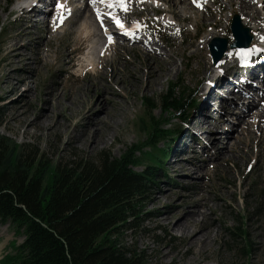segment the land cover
<instances>
[{"label": "rangeland", "instance_id": "374dc122", "mask_svg": "<svg viewBox=\"0 0 264 264\" xmlns=\"http://www.w3.org/2000/svg\"><path fill=\"white\" fill-rule=\"evenodd\" d=\"M59 1L55 2L54 9L49 15L55 14L59 3L66 8L72 5L71 7H81V9L87 3V0ZM201 1L206 4L205 8L194 7L192 0H187V4L174 1L178 3L176 7L170 0H167L168 3L166 0H151L147 3H136L131 7L132 9L129 8V12L111 11L110 13L119 16L125 25L138 20L144 27V34L139 36L141 43L127 40L123 43L120 42L123 39L113 37L112 41L119 43L118 47L122 53L119 55L114 53V48L107 50L106 54L100 53L103 45L104 47L107 45L108 39L101 36L100 28L94 22L93 6L89 11L80 10L78 14L63 9L61 13L67 21H63L60 26L54 23L51 26L39 25L33 29L37 39L29 41L30 38H24V43H28L24 49V54L29 56L28 61H19L12 68L4 57L6 46L12 44L13 36L23 30L24 26H22L23 22L19 21L20 14L19 18L14 14L15 2L0 0V137L3 136L8 140L11 153L14 156L18 155L21 146L28 144L33 150L42 154L46 161L54 164L61 159L70 160L73 155L84 159H96L102 151H109L114 157H120L134 144L147 137V132L139 125L140 118L146 116L144 98L155 99L156 104L160 106L161 95L173 83L180 85L177 90L178 96L191 94L195 100L198 95L200 97L207 82H210L216 74L209 43L203 41L211 29H214L210 24L214 21H222V27L226 31L218 37L222 36L231 41L233 40L232 19L237 14L243 17L238 6L230 5L229 0ZM256 1L264 15V6L260 2L262 0ZM168 7H173L169 13L155 12L156 8L163 10ZM182 7H186L185 11ZM177 15L186 16V19L178 20ZM56 16L57 13L54 17ZM54 19L56 21V18ZM109 20L111 30H116L115 23L110 18ZM245 26L250 28L247 24ZM85 27L90 31L88 36L84 32ZM251 33L258 32L251 29ZM47 35H50L51 39L44 44ZM145 47L161 57L170 54L175 60V68L169 74L155 64L158 67H154V74L161 82H157L159 84L153 89L145 85L149 74L148 67L156 61L157 56L155 54H153L155 57L147 56ZM36 49H39V54H34ZM90 53L97 62L95 72L83 63L84 57L89 56ZM102 54L107 61L104 68H101L103 64L98 62L103 58ZM35 56L45 57L47 61L45 65H42ZM201 61L204 62L203 65ZM22 65L26 68L19 69ZM117 66L121 70L120 76L115 79L116 85L109 86L102 78L96 79L94 73L105 69L107 78ZM228 69L232 72L230 67ZM77 85L83 87L80 89L79 97L80 102L83 100L86 103L84 106L77 101L75 103L71 101L72 94L77 92ZM118 90L121 93H118ZM104 93L117 104L127 107L128 113L118 126L116 138L110 139L106 146L92 150L83 146L78 137L81 138L84 124L90 122L91 117L104 114L100 109ZM97 103L101 104L97 105ZM200 103L201 100L197 107L189 105L187 125H183V121L180 123L178 116L167 123L166 128L172 127L174 130L181 128L179 139L170 151L169 158L164 164V171L160 172L149 186L150 194L145 206L144 216H146L142 228L137 232L127 231L120 241L127 248L143 252L146 256V264H173L171 263L173 258L179 259L181 255H183L182 260L185 261L190 255L185 254L187 246L181 234L168 232L164 225H158L156 221L158 217L155 213L156 209L163 212L174 211L167 205L168 198H161V206L158 208H155L153 201L157 195L170 192V203L183 199V205H188L193 200L190 196L200 193L208 196L209 207L215 209L214 213L207 208L203 210L208 213L206 222L212 223L215 226L214 230L217 231L215 238L210 241V246L205 248V253L197 255V261L193 264H264V146L261 148L258 145L259 133L255 129V119H251L249 125L240 123L239 129L235 130L238 127V114H231L227 127L228 131L233 133V137L228 140L232 144L231 148H222V143L214 144V147L209 148V153L203 156L202 145L207 144L206 135L203 133L202 139L199 138L196 134L199 130L202 132L204 130L199 126H192L194 115H197L198 110L202 108ZM209 103L212 111L221 105L212 99H209ZM260 107L264 106L261 104L258 109H261ZM79 110L82 115L76 118L75 115L80 112ZM215 115L219 114L216 112ZM24 116L25 120L22 122ZM151 116L155 119L173 117L171 113H164L160 107L153 110ZM259 119L260 123L264 124V119L261 117ZM35 122H37L36 126ZM66 126L69 133L63 131ZM26 130L28 134L24 133ZM247 131L250 132L252 139L246 134ZM70 134L77 136V142L74 144L70 142ZM195 138L198 139L196 143L191 141ZM166 144L161 145L165 147ZM191 147H195L197 151L195 154L187 153L191 159H200L197 156L203 158L200 171L194 176H188L187 172L178 175L172 171L171 166L180 159L183 151L187 152L186 149ZM217 149H220V154H216ZM143 161L142 166L137 168L138 171L151 163V161ZM202 181L208 185L200 189L198 183ZM238 227L243 229L244 234L241 233V229L238 230ZM235 232L242 237L235 238L233 234ZM23 240L22 230H18L16 225L10 221H0V245H3L0 257L14 256L16 247ZM248 246L247 252L244 248L247 249Z\"/></svg>", "mask_w": 264, "mask_h": 264}, {"label": "trees", "instance_id": "16d2710c", "mask_svg": "<svg viewBox=\"0 0 264 264\" xmlns=\"http://www.w3.org/2000/svg\"><path fill=\"white\" fill-rule=\"evenodd\" d=\"M179 87L173 83L161 95L160 106L155 99H143L146 116L139 125L147 137L120 157L102 151L96 159L73 155L54 164L28 144L14 156L1 136L0 221L16 225L24 241L0 264H146L143 252L120 240L143 226L149 186L157 176L152 163L161 165L160 154L167 151L160 144L177 132L167 123L177 116L185 119L196 102L191 94L178 96ZM157 107L173 117L155 119L151 112ZM143 160L151 164L138 171Z\"/></svg>", "mask_w": 264, "mask_h": 264}, {"label": "bare ground", "instance_id": "6f19581e", "mask_svg": "<svg viewBox=\"0 0 264 264\" xmlns=\"http://www.w3.org/2000/svg\"><path fill=\"white\" fill-rule=\"evenodd\" d=\"M174 1H178L181 4H187L186 3L187 0H174ZM174 1L170 0V2L173 3L174 6L176 7L178 5V3L174 2ZM260 2H262L261 4H263V6H264V0H262ZM79 3H80V1H79ZM89 3H90V1H89ZM166 3H168L167 0H166ZM257 3H258V1H256V0H229L230 5L236 4L238 6V8L240 9L242 16H243L241 18L242 24H245V25L247 24L250 26V28L252 30L258 32L254 36V42L260 41V39L262 38V35L264 34V15H262V11L259 9L260 7L257 6ZM91 6L92 5L86 3L84 5V8H82V9L83 10L86 9V11H89L91 9ZM98 7H100V5ZM98 7H96V8H98ZM65 8H66V6H65ZM172 8L168 7L167 9H163V10L156 8L155 12L159 13L160 11H162L165 13L166 12L169 13L172 11ZM182 8H183V11H185L186 7H182ZM82 9H81V7L74 8V11H75L74 13L78 14L79 11ZM263 9H264V7H263ZM64 11H66V10H64ZM61 12H63V9H58V8L55 9V14L57 13V16L54 17L55 14L49 15L47 13H44L43 10L39 7H36V8L34 7L31 9H22L21 14H20V18L19 17L18 18L20 19L19 20L20 22H23L22 26H24V27L21 26L23 28V30H21L22 32L21 31L17 32L13 36V42H12V44H9L6 46V54L4 55L5 60L8 61V65L10 67L14 68L16 66L17 62L22 61V60L28 61V59H29V56L24 54V49L27 47V44H28V43L27 44L24 43V38L25 37L30 38L29 41H33V40L35 41L37 39V37H36L35 33L33 32V29H35L36 27H39V25H45L46 24V26H51L54 23L58 24L60 22L59 18L62 15ZM22 17H25V18H22ZM176 17L178 20L184 19V18L186 19V16H183V15H177ZM54 18H56V21H54L55 20ZM229 20H230V18H229ZM63 21H67V20L64 19ZM102 21L104 23L106 22V25L108 28V30L106 32L111 31L110 36L114 37L112 35L117 34V32L114 33L111 30V27H110L111 23H110L109 18L104 16L102 18ZM221 22L222 21H214L210 24V26H212L214 29H211V31L207 34L205 40H203V41H205V43H207V42L209 43L215 37H218L220 35L225 34L226 29H224L222 27ZM84 32L87 33V36L90 33V31L88 30L87 27H85ZM100 34L104 38L109 37V35L107 36V33H105V35H104V33L101 32ZM49 36L47 35V37L45 38L44 44L46 43V41L51 39ZM115 37L117 39H120L118 34ZM138 40L139 39H137L136 41H138ZM124 41L125 40L123 39L120 42L124 43ZM36 43H37L36 47H38V42L36 41ZM138 43H141V41H139ZM229 43H231V41H229ZM142 44H143V42H142ZM118 45H119L118 42H114V41L109 42V44L105 45V47L103 45V47H102L103 51L102 52H104V54H106L105 52L107 50L110 51L111 49L113 50V48H114V53H116L117 55L122 54L121 51L119 50ZM102 48H101V50H102ZM104 48H106V50H104ZM234 49L235 48H231V46H229L224 59L222 58L223 60L219 63V65H215L216 74L210 80V82L212 84L211 85L208 84L207 87H205L204 91H206V92H204V95L201 98V103L199 104L200 107H202V108H200L198 110L197 115H194V117L192 119V126H199L201 129L204 130V135H206L207 144L204 143L202 145L204 148L202 151L203 156L206 153H209L208 152L209 148L214 147V144L222 143V146H221L222 148H226V147L231 148L232 144L228 140L230 137H233L232 136L233 133L229 132L227 127H229V124H228L229 116L231 114H235V113L238 114V117H237L238 127H236L235 130L239 129L240 123H242V124L245 123V124L249 125V124H251V119H255V121H254L255 122L254 125L256 127L255 129L259 133L258 145L261 148H263V146H264V130H263L264 124H261L260 123L261 121L259 119L260 117H261V119H264V107H262V108L260 107L261 109H258L260 106V103L264 106V83H260V87L262 86L261 88L255 86L253 91L250 89L252 91L251 94H250L251 91H249V89L247 87L250 86L252 88L253 87L252 84H254L253 82L257 81L256 79L253 80V79L249 78L242 86H239L236 83H231L232 76L238 75V70L231 72L228 69L229 65L234 61V60H232V57H231V54H233V55L235 54L234 51H236V50H234ZM145 50L147 51V52L145 51L147 56L155 57L153 55V54L156 55L155 52H150L149 49H147V47H145ZM38 52H39V49H36L34 54H37ZM91 54L92 53H90L89 56L84 57L83 63L92 72H95L96 67H97V62L94 60L93 54L92 55ZM47 56H49V55H47ZM102 56H103V58L105 57V55H102ZM156 56H157V57H155L156 61L153 64H150V62H149V64H150L148 67V73L149 74H147V77H146L145 87H148L151 89H153V87H155L156 84H159L157 82H161L159 80V78H156V75L154 74V72H155L154 67L156 66L155 64H157L161 68L165 69L167 71L166 74H169L175 68V60L173 59L172 55L166 54V57H163V56L161 57L158 55H156ZM179 56H180V54H179ZM35 57H37V59L39 60V62L42 65L43 64L45 65V63L47 62L44 59L45 57L44 58H41L39 56H35ZM103 58L99 59V61H98L101 64H103V66L101 65L102 66L101 68H104L106 66V62H107L106 59L105 58L103 59ZM130 63H132V61ZM201 63L203 65L204 62L201 61ZM156 67H158V66H156ZM23 68H26V66L22 65L19 67V69H23ZM115 68L116 69L111 72L112 73L111 76H108L107 78H106L107 72L105 71V69H104V71H99L98 73H94L96 79L102 78V80L106 81L109 86L116 85L115 84L116 80H117L116 78L120 76V70L121 69L118 68V66ZM178 71H180V69H178ZM105 78H106V80H105ZM91 80H93V78ZM213 84L215 86H212ZM217 87L219 89H221L224 93L228 94L229 97L231 98L225 104L223 103L226 101V100H224L225 94L219 92ZM80 89H83V87L81 85H77L76 86L77 92L72 94L73 96L70 95V96H72L71 101H72V103L73 102L75 103L77 101L79 103H82V105L84 106L86 103L83 100L80 102V99H81L79 97V95L81 93ZM117 92L121 93L119 90ZM211 98L212 99L214 98L216 100L217 104L223 103L222 105L218 104L219 105L218 109H214L213 110L214 112L212 111L211 103H209V99H211ZM79 103H77V104H79ZM237 103H238V105H237ZM99 104H101V103H97V105H99ZM235 104L237 106H234ZM101 105H100L101 106L100 109L104 112V114L103 115H94L93 117H91L90 118L91 121L84 124L85 125L84 129L82 128L83 130L81 133V138L78 137L80 139L79 141L81 142V144L83 146L90 148L92 150L98 149L100 147H104V146H106V144L109 142L110 139L116 138V134H117L116 132L118 130V126L122 123L123 117H126L127 116L126 114L128 113L127 107L125 108V107H123V105L117 104V102L114 101V99L107 96L105 93H104V100L102 101ZM83 106H82V108H84ZM220 110H221V112L219 113ZM259 110H261V112ZM79 111L80 112H78L75 115L76 118H78V117H80V115H82L81 110H79ZM216 112H217V114H219L218 116L215 115ZM23 120H25V116L22 118V122H23ZM256 121L258 122L257 124H256ZM36 125H37V122H35V126ZM256 130H254V131H256ZM63 131L65 133H69L68 126H66ZM213 131H215V133ZM219 131H221V132L219 133ZM24 133L28 134V130L24 131ZM246 134L248 135V137L250 139H252L249 131H247ZM69 136H70V142L72 144L77 142L76 141V139H77L76 135L70 134ZM196 139L197 138L193 139V141L195 142ZM239 140H241V139H239ZM188 149H186L187 152L183 151L180 154V159L178 157L177 159H179V160L176 161L171 166L172 171L178 173V175H182L181 172H187L188 176H194V175L198 174V172L200 171L199 167L202 166L203 158L201 156H197L200 159L195 160V159H191L190 155H187V153H189V152H193L194 154L197 153V151L195 150L196 148L191 147ZM220 152H221L220 149L216 150V154H220ZM205 163L206 162L204 161V165H205ZM194 169H196L197 171H195ZM207 185L208 184L206 182H203V181L198 183V186L200 189L205 188ZM222 196H223V194H222ZM163 197L168 198L167 205L170 206L174 211L173 212H170V211L169 212H163L162 210L156 209L155 213L158 215V217L156 218V221H157L158 225H164L168 232H177V233L181 234V236L183 237V239L185 241V245L187 246L185 254L190 255V257L188 259H186L185 261L182 260L183 255H181L179 259H175L172 257L173 260L171 261V263H173V264H193L195 261H197V257H196L197 255L205 253L204 252L205 248L210 246V241L215 238L216 231H217V230L216 231L214 230L215 226H213L212 223L206 222V219L208 217V213L203 209L207 208L208 210H210L211 213H214L215 209L209 207L208 201H207L208 196L202 195L200 193L198 195L190 196L193 200L188 205H183L184 204L183 199L179 200L178 202L175 201V203H170L169 202L170 192H166L165 194L157 195L155 197V199L153 198L154 199L153 204H155V208H158L159 206H161L160 200ZM2 248H3V245H0V256H1Z\"/></svg>", "mask_w": 264, "mask_h": 264}, {"label": "water", "instance_id": "95a60500", "mask_svg": "<svg viewBox=\"0 0 264 264\" xmlns=\"http://www.w3.org/2000/svg\"><path fill=\"white\" fill-rule=\"evenodd\" d=\"M234 37L236 38L235 45L248 46L252 37L249 34V28L244 27L241 23L239 15H235L233 19V24L231 27ZM227 39L222 37H215L209 47L213 56V60L217 63L223 56L225 50L227 49Z\"/></svg>", "mask_w": 264, "mask_h": 264}, {"label": "snow or ice", "instance_id": "6c2138e0", "mask_svg": "<svg viewBox=\"0 0 264 264\" xmlns=\"http://www.w3.org/2000/svg\"><path fill=\"white\" fill-rule=\"evenodd\" d=\"M92 2L95 3L96 0H92ZM101 2H103V0H101ZM193 3H196L197 7H202L201 4L197 3V0H193ZM116 6H119L120 9L123 11H127L128 10V0H113V2L107 4V7H109V8L116 7ZM57 8L58 9H65L69 13L71 11L70 9H66L65 5H63V4H58ZM97 15H98V18H101V21H102L103 13H100L99 10H97ZM109 16H110V19L116 24V26L118 28H120L121 31L124 32V34H126V35L131 34L132 30L126 27L125 23L119 18V16L113 15L111 13H109ZM63 19H64V16L61 15L60 16L61 23L63 22ZM108 39H109V42H112L111 36H109ZM262 39H264V37H262Z\"/></svg>", "mask_w": 264, "mask_h": 264}]
</instances>
